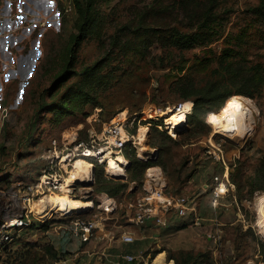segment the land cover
I'll return each mask as SVG.
<instances>
[{
  "label": "rangeland",
  "instance_id": "obj_1",
  "mask_svg": "<svg viewBox=\"0 0 264 264\" xmlns=\"http://www.w3.org/2000/svg\"><path fill=\"white\" fill-rule=\"evenodd\" d=\"M203 2L95 0L93 21L76 43L81 19L74 0H0L1 181L31 178L46 165L41 154L53 139L65 143L72 140L70 134L75 139L99 136L123 111L128 133L146 132L147 157L137 151L136 142H127L129 158L122 156L127 160L121 165L122 177L94 165L91 178L78 180L70 194L92 202L83 216L91 210L104 213L103 207L97 208L101 200L115 202L108 211L109 250L102 253L101 264H114L112 259L122 251L144 253L132 264H146L159 252L174 264H264L258 225L264 217V83L253 97L230 95L244 100L250 124L246 135L234 138L217 130L230 97L225 95L226 76L219 63L223 48L239 41L236 46L247 60L264 66V23L255 21L251 12L259 0H218L219 31L208 44L168 46L169 35L177 29L187 31L190 10L201 12ZM7 22L11 27L5 28ZM242 30L244 35L236 37ZM187 97L182 105L192 115L178 135L161 110ZM192 98L197 99L195 107ZM148 106L154 108L153 116L146 115ZM160 121L163 125L155 126ZM218 148L228 167L237 163L229 190L213 205V177L220 178L224 169ZM131 160L147 161L149 166L131 165ZM149 167L159 170L170 193L196 201L199 223L174 217L166 227L149 228L143 239V230L126 222L125 204L152 184ZM114 184H124L119 193L102 190ZM63 212L23 232L9 250L8 264L19 261L26 243L35 244L30 250L51 246L55 262L72 254L66 245L73 238L64 229L69 216ZM74 214L78 213L70 215ZM122 230L134 235L132 244L120 241Z\"/></svg>",
  "mask_w": 264,
  "mask_h": 264
},
{
  "label": "built area",
  "instance_id": "obj_2",
  "mask_svg": "<svg viewBox=\"0 0 264 264\" xmlns=\"http://www.w3.org/2000/svg\"><path fill=\"white\" fill-rule=\"evenodd\" d=\"M41 18L45 19L43 16ZM45 23V20L40 22L41 25ZM182 104L185 103H179L172 109L180 108ZM189 113L190 110L186 115ZM131 138L133 135L125 130L124 122L116 121L104 127L99 136L74 139L65 143H59L53 139L41 154L46 165L37 174L29 179L0 180V264H2L1 259L6 255V250L20 239L23 232L30 230L37 222L40 224L46 222L53 215V212L43 218L37 215L34 209L36 202L55 192L73 193L78 181L71 180L69 175L74 161L79 158L88 160L92 164L91 171L96 164L105 169V162H107L105 156L115 155L114 152L122 154L127 142L135 146V140ZM218 151L217 159L222 162L224 169L220 178L217 175L213 177L216 183L211 196L213 205L217 198L224 195L231 186L230 166L228 167L219 148ZM91 176L92 173L89 178ZM150 179L152 184L149 189H146L143 195L129 200L124 206L123 216L128 224L143 228L151 221L163 228L168 226L174 217H190L195 224L199 223L196 201L191 196L166 191V183L161 176H152ZM109 200L108 203L104 200L98 203L97 208L103 207L104 213L91 210L88 211V216H83L81 212L74 215L67 214L69 221L64 225V229L72 237L81 240L97 237L99 231L106 228V222L110 219L108 211L113 208V204L115 205L114 200ZM120 227L123 226L120 225ZM120 241L132 244L135 237L130 231L122 230ZM143 257L142 251L138 254L121 252L115 256L113 263L132 264ZM59 261L61 264L65 263L63 260Z\"/></svg>",
  "mask_w": 264,
  "mask_h": 264
},
{
  "label": "trees",
  "instance_id": "obj_3",
  "mask_svg": "<svg viewBox=\"0 0 264 264\" xmlns=\"http://www.w3.org/2000/svg\"><path fill=\"white\" fill-rule=\"evenodd\" d=\"M94 1L95 0H74L81 19L79 24L80 35L76 38V43L79 42L84 30L89 27L93 21L92 7ZM217 3L218 0H205V2H203L204 6L201 12H198L196 9L190 10V28L187 31H180L178 29L174 30L169 35V38H167L168 46L186 49L192 47L193 45L208 44L211 41L213 35L219 31L217 29L218 26H216L218 25L220 19L216 13V8L218 5ZM251 12L254 14L255 21L264 23V0H259L258 4L251 8ZM244 33L245 31L242 30L236 37H241L244 35ZM237 43H239V41H237L236 44H229L228 46L224 47L219 56V63L222 66V70L225 71L224 76H226L222 82L223 85L227 87L225 95L227 97L235 93L253 97L259 92L261 86L264 83V66H262L260 63H252L248 61L246 54L239 48V46H236L238 45ZM230 98L231 96L227 100L223 110L226 109ZM189 99L190 98L188 97L182 98L179 100V103H186ZM192 101L194 102L195 107L197 104V99L192 98ZM191 115V112L187 114L184 126L176 130L178 135L182 132L181 129L185 127V124L188 123V119L191 117ZM154 124L155 126H162L163 122H155ZM128 143H126L122 152V155L127 159L129 157L126 154L125 149ZM236 163L237 162H233L230 164L231 172L229 176L231 180L234 179L232 172L233 168L236 166ZM133 164L143 165L145 167L149 166L147 161L143 162L140 160H131V165ZM95 166H98V164ZM235 183L237 184V189L240 190V184L238 182H234V184ZM123 185L124 184H114L109 187L104 186L102 187V190H105L110 194H116L119 193ZM166 191L168 190L166 189ZM25 245L28 248L20 251L18 258L19 261L12 264H49L57 260L56 251L51 246H44V248L30 250V247L35 246V244L26 243ZM9 250H11V247L6 250L5 258L1 259L2 264H8L7 255H9ZM47 256L48 258L45 259ZM50 260L52 261L50 262Z\"/></svg>",
  "mask_w": 264,
  "mask_h": 264
},
{
  "label": "bare ground",
  "instance_id": "obj_4",
  "mask_svg": "<svg viewBox=\"0 0 264 264\" xmlns=\"http://www.w3.org/2000/svg\"><path fill=\"white\" fill-rule=\"evenodd\" d=\"M246 109L247 108L242 97L239 95L233 96L229 101L228 107L219 117L217 130L221 134L233 136L234 138L244 137L246 135V132H248V130L250 129V124L247 123V120H249L247 116H249V114ZM145 111L146 115L149 116H153V114L155 113L154 108L151 106H148ZM187 112H189V108L184 106H181L177 109L167 108L165 110H161V113H166L168 115L167 121L170 125L169 127L173 128L174 130H177L184 126ZM125 116V112L123 111L119 113L113 121H115L116 118H118V121H123L125 119ZM242 130L244 132H242ZM68 137L72 140L75 139L74 134H70ZM133 138L136 139L135 142L138 144L137 151L147 157L148 151L145 145L146 132L141 130L137 133L136 136L133 135ZM209 142L213 144L211 141ZM213 145L215 146V144ZM114 154L115 155L112 156H105L107 158V162H105L104 170L108 175L122 177L124 166L122 169L121 165L126 163L127 160H125V158L122 157L123 155L119 152H114ZM91 166L92 164L88 160L82 158L77 159L73 162V168L71 169L69 174L70 179L76 181L82 179L86 181V177L88 176L89 180V176L92 173ZM147 174L148 176H160V172L156 167H149L147 170ZM84 201V199L71 196L66 192L52 193L46 195L35 203L37 206L35 212L37 211L36 214L42 218L47 216L51 212H61L64 210L65 212H63V215L72 214L73 212L80 213L91 208V206L93 205L90 200H88L87 202ZM262 206H260V211L263 210ZM258 225L261 237L264 239V217H262V215L258 220ZM146 264H173V262L172 260H167L163 252H159L155 255L154 258H152L150 262Z\"/></svg>",
  "mask_w": 264,
  "mask_h": 264
},
{
  "label": "crops",
  "instance_id": "obj_5",
  "mask_svg": "<svg viewBox=\"0 0 264 264\" xmlns=\"http://www.w3.org/2000/svg\"><path fill=\"white\" fill-rule=\"evenodd\" d=\"M5 21H8V20H5ZM10 24H11L10 22H7L4 25V26H6L5 28H9V26L11 27ZM192 145H195V144H192ZM87 201L88 200H85L84 202H87ZM109 217H110V215H109ZM108 223H109V220L106 222V228L105 229H101L99 231V234L97 235V237L92 238L90 240H81L79 238H75V237L71 236L73 238V240L69 243V245H66V246L70 248L69 250L72 251L71 252L72 254L66 255L64 258L61 259V261L63 260L65 262L64 264H101L102 255L106 251L109 250V248L107 249V245H106V243H107L106 240L107 239L105 240V237H107L106 233L109 231V228H108L109 224ZM111 226L114 227L115 223H112ZM152 226H155V224H153L151 222H148V225L144 226L143 228H139V229L143 230V235L141 236L143 239L147 237L144 232H146L149 228H152ZM119 227H120V225H119ZM97 244H101L100 246H98V250H92V248L96 247ZM81 245H82V248L79 251H75L76 248L77 247H81ZM122 252H130V251H122ZM78 255L81 256V258L79 259L80 261H76ZM93 255H96V256H93ZM113 260L114 259H112V261ZM57 264H61L60 261Z\"/></svg>",
  "mask_w": 264,
  "mask_h": 264
},
{
  "label": "water",
  "instance_id": "obj_6",
  "mask_svg": "<svg viewBox=\"0 0 264 264\" xmlns=\"http://www.w3.org/2000/svg\"><path fill=\"white\" fill-rule=\"evenodd\" d=\"M33 61H34V60H33ZM33 63H34V62H32V64H31V68H30V71L32 70V66H33ZM92 171H93V169H92ZM77 182H78V181H77Z\"/></svg>",
  "mask_w": 264,
  "mask_h": 264
}]
</instances>
